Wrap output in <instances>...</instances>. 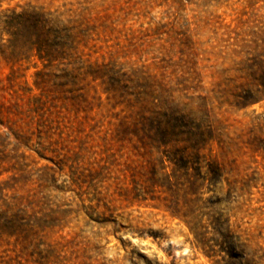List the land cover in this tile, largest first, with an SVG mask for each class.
<instances>
[{"label":"rangeland","instance_id":"rangeland-1","mask_svg":"<svg viewBox=\"0 0 264 264\" xmlns=\"http://www.w3.org/2000/svg\"><path fill=\"white\" fill-rule=\"evenodd\" d=\"M22 9L42 52L9 44ZM259 68L264 0H0V225L39 191L49 264H264V98H237ZM186 180L203 245L170 216ZM21 243L1 235L0 264H45Z\"/></svg>","mask_w":264,"mask_h":264},{"label":"trees","instance_id":"trees-1","mask_svg":"<svg viewBox=\"0 0 264 264\" xmlns=\"http://www.w3.org/2000/svg\"><path fill=\"white\" fill-rule=\"evenodd\" d=\"M43 13L40 11H28L22 9V11L15 13V11H9V16L3 20V24L5 26L6 33H8L9 37V44L10 46H14L16 43L22 41L27 42L30 41L31 46H35L38 52H42L43 42L48 38V33L50 29H47V21L43 19ZM46 25V26H45ZM9 29V30H8ZM57 33V32H56ZM62 49L61 44H55ZM47 49L51 48V44L46 46ZM49 57H52L51 54H47ZM39 58H42L40 54H38ZM240 88L243 86H250L253 88L251 90L245 89V94L237 95L238 101L243 103L244 106L252 104L253 102L257 101L256 99L260 97L264 98V69L259 68V73H254L253 75H249V78L245 79L244 84L239 85ZM145 125L141 124V127L137 128L135 125V133L138 135L139 132H143L145 135L146 129L144 128ZM151 130L155 129L160 130V126H150ZM168 129L162 130L164 134L173 133L175 128H171L170 126L167 127ZM196 135V134H192ZM202 133H198L197 136H201ZM194 139L188 143L186 148L190 150H196ZM185 148V147H184ZM188 185L186 187H178L177 182H169L170 186L166 188L165 192L171 196L174 208H171L170 216L172 218H177L180 220L184 225L187 227L188 231L193 235V238L196 242L203 245L201 239H203L201 233L198 232L199 224L198 221H195V217H191L188 219L189 213L192 212V205L196 202L195 199H191V195H196L198 193V188L194 181L186 180ZM136 191L135 188L132 189ZM2 191V189H1ZM0 191V193H1ZM39 191H34L33 193L28 192L26 195H14L12 204L8 202H4V209L2 210V214L4 215L3 223L0 225V236L6 235L8 237H14L16 240H21V246L23 251H28L29 248L31 250L30 255L34 253H40L41 259L45 261V264L50 263V258L53 255H57L59 252L58 243H46L45 248L43 250L36 252L40 245H44L41 240L45 237L43 234L44 230L48 228V226L44 225V220L48 213H51L52 210H48L47 212L42 208L38 209V212L35 210V204H38V194ZM125 193H128V190H125ZM178 199H181L184 206L187 208V211L179 214L180 210L176 207L178 206ZM217 234L221 236L222 239L231 241L232 236L229 231H226V234L223 235L218 230H215ZM230 246L228 248V252H226L228 258L230 260L234 259L235 256L234 252V243L229 242ZM61 248V247H60Z\"/></svg>","mask_w":264,"mask_h":264}]
</instances>
